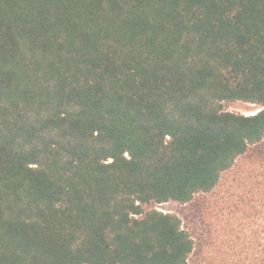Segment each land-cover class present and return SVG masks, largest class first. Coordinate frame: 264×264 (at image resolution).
<instances>
[{
    "label": "trees",
    "instance_id": "trees-1",
    "mask_svg": "<svg viewBox=\"0 0 264 264\" xmlns=\"http://www.w3.org/2000/svg\"><path fill=\"white\" fill-rule=\"evenodd\" d=\"M221 186L264 264V0H0V264H187Z\"/></svg>",
    "mask_w": 264,
    "mask_h": 264
},
{
    "label": "rangeland",
    "instance_id": "rangeland-1",
    "mask_svg": "<svg viewBox=\"0 0 264 264\" xmlns=\"http://www.w3.org/2000/svg\"><path fill=\"white\" fill-rule=\"evenodd\" d=\"M223 108L228 111L251 114L259 106L251 103L224 102ZM224 186L213 192L197 196L190 203L181 204L168 201L156 205L162 212L172 213L181 219L182 226L194 237L195 248L187 264H224L223 252L226 251L229 237L236 236L240 228L238 213H230L225 201L221 200ZM223 216L216 215L217 211ZM221 210V211H219Z\"/></svg>",
    "mask_w": 264,
    "mask_h": 264
}]
</instances>
